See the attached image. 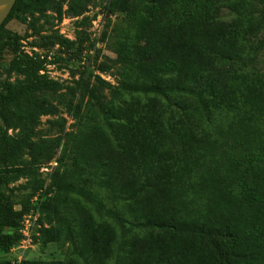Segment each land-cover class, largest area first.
I'll return each instance as SVG.
<instances>
[{
	"label": "trees",
	"instance_id": "obj_1",
	"mask_svg": "<svg viewBox=\"0 0 264 264\" xmlns=\"http://www.w3.org/2000/svg\"><path fill=\"white\" fill-rule=\"evenodd\" d=\"M101 1L17 0L0 29V251L38 210L34 243L65 259L21 264H264V0H111L100 42L116 57L93 81L52 79L36 50L74 49L57 26ZM13 17L32 55L3 38Z\"/></svg>",
	"mask_w": 264,
	"mask_h": 264
},
{
	"label": "rangeland",
	"instance_id": "obj_2",
	"mask_svg": "<svg viewBox=\"0 0 264 264\" xmlns=\"http://www.w3.org/2000/svg\"><path fill=\"white\" fill-rule=\"evenodd\" d=\"M215 8L220 11L221 18L227 24H230L236 17L229 13L225 8L223 2H215ZM117 13L114 10L111 0H103L98 6L92 7L88 13V16L93 20V22L88 23L84 26H78L75 19L66 18L60 25L57 26V30L63 37L76 42L74 49L69 50L67 48H59L56 45H48L46 49H37L36 52L43 55H49L52 60V64L47 67V72L49 76L63 83H70L73 80L78 79V77L85 72L87 78L92 81L95 79L97 72V66L103 60L105 56L110 58H115L116 56L107 49L106 44L100 42V39L106 28V19L116 20ZM95 22V24H94ZM100 30V31H99ZM10 36L12 39L19 37L20 51L32 55V46L36 42H39L38 37H30L31 32L28 31L27 25L23 24L21 20L17 17H13L4 26L3 38ZM16 51L11 48L6 51L4 56V66L7 67L11 62ZM226 69L229 65H223ZM5 77V74L0 78ZM101 77L107 82L111 83L113 86H117L116 80L108 75H101ZM68 126L73 122L68 119ZM48 118H43V126L41 127L42 132H46ZM48 166V164L46 165ZM45 168V166L43 167ZM42 178L46 181L45 190L50 186L49 173L44 170L40 171ZM24 183L21 181L19 184ZM18 184H16L17 186ZM19 194V193H18ZM37 198V199H36ZM236 198L244 200L247 198V191L243 187H239L236 190ZM36 199V200H34ZM45 197L39 198L36 196L33 198V205H37V200L43 202ZM36 202V203H35ZM35 203V204H34ZM16 210H20V206L15 207ZM31 213V212H30ZM130 217L129 215L126 218ZM116 220L117 217L115 216ZM120 223V220H118ZM122 229L125 234H130L132 232V227L128 223L123 222ZM66 249H61L55 244L49 245L45 250L39 249L38 246H34L31 251L27 254L30 260L35 261H45V262H58L63 261L66 255ZM8 255L0 251V263L4 260H9Z\"/></svg>",
	"mask_w": 264,
	"mask_h": 264
},
{
	"label": "built area",
	"instance_id": "obj_3",
	"mask_svg": "<svg viewBox=\"0 0 264 264\" xmlns=\"http://www.w3.org/2000/svg\"><path fill=\"white\" fill-rule=\"evenodd\" d=\"M56 166V161H53L41 170H46L50 174ZM39 219L40 212L38 210H33L30 214H27L23 217L22 226L19 231L22 239L18 243V245L12 247V249L10 250L8 254V256L11 257L9 258V264H21L24 260H26L28 252L31 251L34 246H37L34 243V236H38V230L40 229Z\"/></svg>",
	"mask_w": 264,
	"mask_h": 264
},
{
	"label": "water",
	"instance_id": "obj_4",
	"mask_svg": "<svg viewBox=\"0 0 264 264\" xmlns=\"http://www.w3.org/2000/svg\"><path fill=\"white\" fill-rule=\"evenodd\" d=\"M17 0H0V29L10 16Z\"/></svg>",
	"mask_w": 264,
	"mask_h": 264
}]
</instances>
